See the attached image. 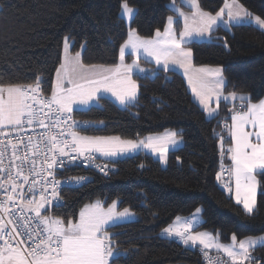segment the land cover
<instances>
[{"label":"snow or ice","instance_id":"snow-or-ice-1","mask_svg":"<svg viewBox=\"0 0 264 264\" xmlns=\"http://www.w3.org/2000/svg\"><path fill=\"white\" fill-rule=\"evenodd\" d=\"M180 4L189 11L171 0L168 7L175 15H169L163 31L157 28L151 37L129 27L128 38L119 48V63L112 65L84 63L81 51H70L71 37L66 36L50 95L42 88V75L31 83L6 82L0 75V264H118L126 250L120 248L115 238L118 233L112 229L135 216L129 207L119 210L118 200L105 206L97 199L84 204L76 220L50 210L64 207L63 188L92 183L84 175L59 178L71 168L83 165L108 176L114 172L117 158L141 150L166 164L170 147L181 142L176 131L136 139L83 134L89 125L104 122L78 121L72 115L74 106H99L105 94L125 109L135 107L139 85L134 72H147L141 59L154 61L163 71L173 66L183 69L210 120L219 116L221 102L231 104L230 117L218 122L222 131L213 130L221 158L216 179L225 191H234L236 204H242L246 214L254 213L258 190L264 194V183L258 179L264 177V99L253 102L250 94L226 93L229 82L222 67L194 66L189 45L198 38L210 40L221 25L226 30L242 25L264 30V18L249 12L239 0H224L214 15L204 11L199 0H180ZM120 8L121 17L130 25L136 9L129 0H121ZM126 55L135 56L132 63L125 62ZM225 158L230 160L227 166ZM202 211L197 208L183 220L176 217L178 226L165 227L161 234L177 238L185 247H199L205 264H259L252 253L264 247V235L238 240L233 234L230 243H222L219 234L193 231L205 222ZM211 250L225 254L227 261L210 255Z\"/></svg>","mask_w":264,"mask_h":264},{"label":"trees","instance_id":"trees-1","mask_svg":"<svg viewBox=\"0 0 264 264\" xmlns=\"http://www.w3.org/2000/svg\"><path fill=\"white\" fill-rule=\"evenodd\" d=\"M170 2L129 0L136 15L127 26L120 14L121 0H0V75L6 82L20 83H31L42 75V88L50 95L66 36L71 37V51L82 52L84 63L112 65L119 62V48L127 40L129 27L143 37L153 36L157 28L163 31L166 18L173 15ZM199 3L204 11L215 14L224 0ZM239 3L264 18V0ZM82 45L86 47L82 49ZM189 47L194 66L222 67L229 82L226 93L250 94L253 102L264 97L263 30L248 25L233 26L229 31L218 27L210 40ZM125 59L131 60V56ZM135 79L139 85L135 107L125 109L106 97L99 106L73 113L77 119L104 122L93 123L83 134L136 139L176 131L183 145L167 153L165 166L139 152L118 159L115 173L109 176L93 169L71 168L65 175H85L92 183L64 189V207L54 208L52 214L76 220L83 205L97 199L105 206L118 200L121 209L129 207L135 220L112 229L118 233L115 238L120 248L126 250L118 264H201L197 247L188 248L174 237L161 235L176 217H188L199 207L205 222L196 230L219 234L222 243H229L233 234L238 240L264 234V194L258 190L256 210L249 215L216 179L221 158L213 130L222 131L218 122L230 117L231 105L220 103L219 116L210 120L193 101L179 73L157 68L152 76ZM228 142L225 138L226 145ZM258 179L264 183V177ZM252 255L264 264V247L256 248Z\"/></svg>","mask_w":264,"mask_h":264},{"label":"crops","instance_id":"crops-1","mask_svg":"<svg viewBox=\"0 0 264 264\" xmlns=\"http://www.w3.org/2000/svg\"><path fill=\"white\" fill-rule=\"evenodd\" d=\"M179 1V4L178 5H180L181 7H184L183 5H181L180 4V0H178ZM184 11H189V9L187 8V7H184ZM173 15H175L174 13H173ZM214 15V14H213ZM124 20H125V18H124ZM125 22H126V20H125ZM180 27H182V21H181V24H180ZM219 27H221V28H223V29H225V27L223 26V25H221V26H219ZM231 28V27H230ZM230 28H228L227 29V31H229L230 30ZM226 30V29H225ZM264 31V30H263ZM127 38H128V36H127ZM207 40H209V39H207V38H204V39H197V42H202V41H207ZM71 46H72V43H71V41H70V51H71ZM73 54L75 53V52H73V51H71ZM62 55H63V46H62V50H61V60H62ZM127 56V55H126ZM135 59V56H131V60H128V61H126V59H125V62L126 63H132V61ZM61 60H60V62H61ZM142 60V59H141ZM119 63V62H118ZM151 64L152 65H144V64H142V62L140 61V65H141V67H143V68H145L146 70H147V72L146 73H139V72H134V79H135V76H146V75H149V76H152V71H153V69H160V67L159 66H157V65H155V62L153 61V62H151ZM170 71H174V72H177V73H179L183 78H184V80H185V83H186V86H187V88H188V90H189V92H190V94H191V97H192V99H193V101L198 105V107L203 111V109H202V107L200 106V104H199V102L196 100V98L194 97V95H193V93H192V91H191V88L189 87V85H188V81H187V78L185 77V75H184V73H183V69H181V68H179L178 66H173V67H171V69H170ZM54 81H55V73H54V76H53V84H54ZM105 96L107 97V98H109V99H111L114 103H116L118 106H120V107H123V106H121L118 102H116L115 101V99L114 98H112L111 96H110V94H105ZM262 99H264V97L262 98ZM221 103H223V102H221ZM226 105H231V104H226ZM214 106V105H213ZM89 107H85V106H74V111H73V113L74 112H76V111H84V110H86V109H88ZM204 112V111H203ZM205 113V112H204ZM73 115V114H72ZM205 116L207 117V115H206V113H205ZM208 118V117H207ZM165 132H167V131H164V132H162V133H158V134H153V135H162V134H164ZM148 136V135H147ZM146 137V136H145ZM225 138L229 141V139H228V135H227V132H226V136H225ZM229 143V142H228ZM179 145H182V142H180L179 143ZM170 148H172V147H170ZM170 150V149H169ZM140 152V151H139ZM150 154V153H149ZM158 159V158H157ZM159 160V159H158ZM230 164V160H228L227 159V162L225 163V166H227V165H229ZM225 179H227V176H225ZM218 181V180H217ZM219 182V184L221 185V187L223 188V185H222V183H221V181H218ZM233 187H234V185H233ZM227 192V191H226ZM228 193V192H227ZM228 194H230L231 195V197H232V199L234 200V202H235V195H234V191H233V193H228ZM236 203V202H235ZM242 209H243V206H242V204L241 205H239ZM118 209L119 210H122L120 207H119V204H118ZM244 210V209H243ZM78 215H79V213H78ZM182 218V220H183V218H187V217H181ZM77 219H78V217H77ZM135 220V216L134 217H132L130 220H127V221H121V222H119V225H123V224H125V223H129V222H133ZM178 226L177 225V222H176V218L173 220V222L171 223V224H169L168 226ZM167 226V227H168ZM197 228V227H196ZM196 228L193 230V231H195V232H200L201 230H196ZM206 232H208V231H206ZM162 233V232H161ZM162 235V234H161ZM262 235H264V234H262ZM163 236H165V235H163ZM260 236V235H259ZM257 237V236H256ZM175 238V237H174ZM177 239V238H176ZM231 242V240L229 241V243ZM210 252H215V253H217L215 250H211ZM219 254H222V255H225V254H223V253H219ZM226 256V255H225ZM177 264H185V263H177Z\"/></svg>","mask_w":264,"mask_h":264},{"label":"built area","instance_id":"built-area-1","mask_svg":"<svg viewBox=\"0 0 264 264\" xmlns=\"http://www.w3.org/2000/svg\"><path fill=\"white\" fill-rule=\"evenodd\" d=\"M76 120L80 121V119H76ZM37 131H39V129H37ZM28 134H32V133H31V130H29ZM80 167H81V168H86V167L83 166V165H81ZM93 170H95L97 173L103 175V174L100 173L98 170H96V169H93ZM115 171H116V168H115L114 172H110L109 175L115 173ZM109 175H108V176H109ZM66 176H74V175H62V176H60L59 178L63 180ZM84 176H85V175H84ZM103 176H104V175H103ZM67 188H69V187H65V188H63L62 191H63L64 189H67ZM62 191H61V196H62ZM63 201H64V199H63ZM53 209H54V208H52V209L50 210L51 213H52V210H53ZM197 251H198L199 261H200V263H201V264H205V260H204V258H203L202 255H201L200 248H199ZM210 255H212L213 257L219 255L224 261H227V259H228L225 255L218 254V253H215V252H210Z\"/></svg>","mask_w":264,"mask_h":264},{"label":"rangeland","instance_id":"rangeland-1","mask_svg":"<svg viewBox=\"0 0 264 264\" xmlns=\"http://www.w3.org/2000/svg\"><path fill=\"white\" fill-rule=\"evenodd\" d=\"M133 8H134V7H133ZM125 20H126V24H127V26H129V22L127 21L126 18H125ZM88 107H91V106H88ZM141 138H143V137H141ZM181 142H182V145H183V141H182V139H181ZM182 145H178V146L172 147V148H170L169 151H172V150L178 149V148H180ZM169 151H168V152H169ZM140 152L148 153V152L145 151V150H141ZM148 154H149V153H148ZM133 155H136V154H135V153H134V154H130V155L127 156V157H130V156H133ZM150 155H152L154 159H157V158H158L156 155H153V154H150ZM122 158H126V157H120V158H117V159H122ZM160 162H161V161H160ZM161 165L165 166L166 164L161 162ZM199 208H201V207H199ZM194 213H195V211H194L190 216H192ZM190 216H188V217H190ZM208 232H209V231H208ZM209 233H211V232H209ZM211 234H212L213 236H215L213 233H211ZM225 244H228V243H225ZM197 248L199 249V247H197Z\"/></svg>","mask_w":264,"mask_h":264}]
</instances>
